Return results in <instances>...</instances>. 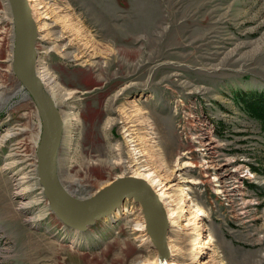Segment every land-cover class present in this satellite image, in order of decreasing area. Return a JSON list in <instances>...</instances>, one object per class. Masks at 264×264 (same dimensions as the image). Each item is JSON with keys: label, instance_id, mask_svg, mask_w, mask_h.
I'll list each match as a JSON object with an SVG mask.
<instances>
[{"label": "rangeland", "instance_id": "374dc122", "mask_svg": "<svg viewBox=\"0 0 264 264\" xmlns=\"http://www.w3.org/2000/svg\"><path fill=\"white\" fill-rule=\"evenodd\" d=\"M6 1L0 0V264L152 261L157 252L134 200L127 201L128 211L119 217L107 216L84 231L58 218L41 182L25 200L32 201L38 194L40 204L20 208L22 198L14 194V181L29 166L16 163L8 168L6 163L16 148L21 159L38 164L42 122L12 68L16 36L12 8ZM43 2L51 10L60 7L73 14L62 20L46 19L47 38H35L40 60L59 85L78 93L57 106L59 113L73 111L79 118L76 127L65 125L61 134L58 168L66 187L85 199L122 178L111 149L123 143V135L119 124L107 123L134 101L144 114L140 124L145 119L150 127L145 137L158 143L154 150L147 146V151H153L154 159V153L163 154L156 165L163 162L171 167L177 158L198 162L199 166L188 167L185 176L199 180L187 185L190 199L204 211L203 231L211 240L207 251L218 254L216 264H264V172L252 170L258 159L264 160V134L235 101L240 91L264 92V0ZM64 22L69 28H63ZM85 40L96 46V55L78 65L66 54L81 56ZM54 45L57 48L52 49ZM193 116L212 131L220 145L218 157L232 162L228 169L241 167L224 186L231 180L240 185L249 203L247 216L238 215V197L233 192L228 193L233 202L217 193L214 175L209 182L204 180L206 152L194 134ZM7 129L17 133L8 141L2 139ZM121 146L125 152V145ZM211 171L218 174L216 169ZM242 173L248 176L240 177ZM142 223L144 230L135 231ZM168 228L167 237H181L176 236V227ZM200 235L202 231H197L177 242L187 257L182 262H189V256L190 264L196 260L192 249Z\"/></svg>", "mask_w": 264, "mask_h": 264}, {"label": "bare ground", "instance_id": "6f19581e", "mask_svg": "<svg viewBox=\"0 0 264 264\" xmlns=\"http://www.w3.org/2000/svg\"><path fill=\"white\" fill-rule=\"evenodd\" d=\"M25 2L30 17L32 19V25L35 33L34 47H33V53H34L33 73L35 77L39 80L40 84L42 85V89L46 92V94L49 95V97L52 99L53 105L57 108L58 104L63 105L66 104L67 101L77 98L76 95L77 92L67 91L66 89H64L59 85L56 76L52 74L47 68V66L40 60L39 54H41V52L38 51L37 49L35 38L41 40L43 38H47L48 33L46 27H48L49 25L46 19H50V18L52 19V17L55 16L60 20H62L63 17L64 18L65 17L67 18L68 16L72 17L73 14L71 13L69 14L68 10L62 11V8L60 7L57 8L56 10L57 12L55 11L54 8L53 10H51L50 6L46 5L43 2V0H25ZM5 8L7 12H11L9 5H6ZM60 13H63L64 15L62 14L59 17ZM67 21H71V20L67 19L66 22ZM53 22L56 23L57 20H53ZM72 26H75V23L72 24L71 27ZM63 28L67 29L69 28V25H67L64 22ZM76 32L78 34L81 33V31L79 32V30H76ZM87 37L88 34L85 35L86 39ZM89 43H91L90 40H87L86 43H82L83 51L81 53V56L74 53H70L66 55L68 56L72 55L71 58L74 61H78L79 62L78 65H83L84 63L85 64L88 63L86 62L85 58L87 57L94 58V55H96L95 54L96 46L94 47V45H90ZM54 48H57V45H54L52 47V49ZM90 51H92V54L86 55L87 53H90ZM76 113L73 111L69 113H62V114L59 113L60 121H61L60 123L61 134L64 130L65 125L71 124V126L73 127L77 126L79 118L77 117L78 114L76 115ZM116 115H117L116 119L111 118L109 122L107 121L108 122L107 125L114 123L119 124V127L121 128V132L123 135L122 137L123 143L121 142L113 146L111 149L112 151L111 154L113 155L112 158L114 161L113 163L119 165L122 169L123 172L122 178L130 177L145 182V184L156 195L158 201L161 204V207L166 217L167 230L169 229L168 227L170 228L173 226L176 227V232H175L176 236H179L180 234L181 237L190 238V235L194 234V232L202 231L203 235L199 236L198 241L194 244V247L192 249L193 251L192 258L193 260L196 259L193 262V264H216V261L218 259L217 256L218 254H216L214 250L210 252L209 250L207 251L208 245L211 243V240L208 239L209 238L208 234L205 235L203 231L206 229L202 221L203 219L200 216L204 215L203 214L204 211L198 208L194 204V202L190 199V190H189L190 185L198 183L199 180L195 178L190 179V176H185V173L189 171L188 167L190 166L191 168V167H195L196 165L199 166L198 164H196L198 162L194 160H190V158H186L184 161L182 160V162H180L179 159L177 158V160L171 167L164 164L163 162L156 165V159L161 158L163 154L161 153V151L160 152L158 151V153H154L155 155H157L156 156L157 158L156 159L153 158L154 155L151 149L154 150V148L158 146V143L152 137L148 139L145 137V133L149 131L150 127L148 123L145 121V119L143 120V125L140 124L139 117L140 116L143 117L144 114L139 109L138 104L134 101L132 102L128 101L126 103V108L122 109L121 111H117ZM193 117L195 119L193 118L191 121L194 126V134L199 140H201L203 151L206 152V159L204 160V163L207 164L208 170L204 171V174L202 173L204 180L209 182L211 176L214 175L215 176L214 181L216 182L217 185L216 188L217 193L223 194L227 199L232 200L231 197H229L228 193L233 192V194L238 197L237 200L235 201L236 205L239 208L237 211L238 215H241V217L247 216L249 213L248 211L249 203L245 201V199L243 198L244 193L241 190H239L240 185L235 184L234 181L231 180V182L227 183V186H224L225 180L227 178H232L235 175L234 171L241 169V167H236V168L233 167L232 169H228L230 165L232 166V162L231 160H225V159L222 160V158L218 157L220 156L219 154L220 151L218 150L220 145L211 135L212 131L208 130V127H206V123L203 120H200L195 116ZM140 129H142L143 131L140 132ZM16 134L17 133L15 132L14 129H7L6 133L2 136L3 137L2 139L6 141L11 140L14 138V135ZM60 141H61V136H60ZM60 141H59V145H60ZM121 145H125L126 148L125 152L121 151V147H122ZM147 146L151 148L150 151L148 150L149 153L146 149ZM14 149L12 153H9V160L11 159V162L8 161L6 163V166L10 168L12 165L16 163L17 164L21 163L22 165L26 163L29 166V167H25V169L28 170L26 172H22V174L16 177L14 181L15 183L14 194L22 198L21 203L19 205L20 208H28L30 205L37 204L41 201L38 194H34L32 201L28 200L27 202H25L29 190L33 191V189L38 186V183L41 182L40 177L38 175V164L36 165L35 163L31 162L34 161V159H30L27 157L21 159V157H19L20 156L19 153L16 151V148ZM58 150L59 147L56 150V157H55L58 179L60 180L62 186L66 190H68V192L72 196L76 197L74 193L71 192L66 187L64 180L60 175L58 168ZM213 169L214 170L216 169L218 174L212 173L211 170ZM244 176H248V175L243 173L240 175V177H244ZM42 193L45 196L44 189L42 190ZM127 201L128 200H126L122 205H119L114 211H112L109 214L111 219L112 218L115 219L120 215H122L123 213H125L126 211H128L126 209ZM231 202H233V200ZM180 220H182V224L178 222ZM145 225L146 224L144 223L137 224V228L134 230L137 232L143 231L144 228L146 227ZM181 237L176 240L173 239L171 235H169L168 237L166 235L165 245L167 249V257L161 259L163 260V264H190V256L187 259L189 262L185 263L184 261L183 262L181 261V259L187 258L185 257L184 254L181 253L182 250L181 248L179 249L180 246L177 243L179 241L181 242L180 240ZM139 263L160 264V256L157 253L156 258H154L152 261H142Z\"/></svg>", "mask_w": 264, "mask_h": 264}, {"label": "water", "instance_id": "95a60500", "mask_svg": "<svg viewBox=\"0 0 264 264\" xmlns=\"http://www.w3.org/2000/svg\"><path fill=\"white\" fill-rule=\"evenodd\" d=\"M15 27V47L12 68L24 91H27L38 110L42 134L38 149V175L51 209L58 218L80 231L109 216L126 200H134L142 209L152 245L160 256V264L167 257L165 245L166 217L156 195L144 181L124 177L113 180L88 199H78L66 190L58 179L56 150L61 136L59 109L42 89L33 73L34 28L25 0H9Z\"/></svg>", "mask_w": 264, "mask_h": 264}, {"label": "trees", "instance_id": "16d2710c", "mask_svg": "<svg viewBox=\"0 0 264 264\" xmlns=\"http://www.w3.org/2000/svg\"><path fill=\"white\" fill-rule=\"evenodd\" d=\"M235 101L239 104L241 109L251 119L258 122L262 133L264 134V92H237L235 94ZM254 172H264V160L258 159V166H252Z\"/></svg>", "mask_w": 264, "mask_h": 264}]
</instances>
